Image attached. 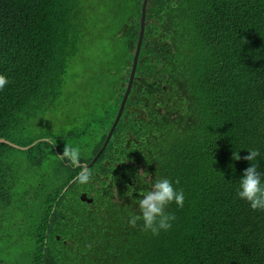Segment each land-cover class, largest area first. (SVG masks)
<instances>
[{
  "label": "trees",
  "instance_id": "obj_1",
  "mask_svg": "<svg viewBox=\"0 0 264 264\" xmlns=\"http://www.w3.org/2000/svg\"><path fill=\"white\" fill-rule=\"evenodd\" d=\"M142 6L0 0V73L10 80L0 139L23 140L0 143V264H264V210L236 196L248 149L260 150L264 173V0H148L131 93L90 182H76L81 169L59 157L79 145L90 165L102 149L127 90ZM110 38V59L98 58ZM71 62L106 69L88 81V107L68 113L59 100L72 95ZM54 123L62 131L52 145L36 133ZM140 171L145 189L166 176L185 193L159 236L129 223L139 208L124 193Z\"/></svg>",
  "mask_w": 264,
  "mask_h": 264
},
{
  "label": "clouds",
  "instance_id": "obj_2",
  "mask_svg": "<svg viewBox=\"0 0 264 264\" xmlns=\"http://www.w3.org/2000/svg\"><path fill=\"white\" fill-rule=\"evenodd\" d=\"M10 80L8 76L0 73V91L8 86ZM46 139L52 145L56 144L54 133L47 135ZM249 153L244 157L250 163V166L245 169L242 177L238 181L236 196L246 201L252 210H264V173L259 170L258 158H261L259 149H248ZM65 160L71 167L80 168V172L75 177V181L81 185L90 182L92 173L87 166L82 165V148L79 145L67 143L65 144L62 154L59 156ZM127 156L125 157V160ZM234 160H240V151L233 154ZM144 171H140L136 176V185L127 186V191L124 196L134 202L139 213H129V223L133 226L137 222H142L144 229L150 231L153 236H159L162 231H168L172 228L173 222L176 219L175 213L167 210L168 206L175 204L182 208L185 202V193L182 189H178L176 185L179 181L173 182L168 177L154 179L150 186L144 179ZM112 175V174H111ZM113 177V176H112ZM139 189V190H138ZM138 193L139 198L134 194Z\"/></svg>",
  "mask_w": 264,
  "mask_h": 264
},
{
  "label": "rangeland",
  "instance_id": "obj_3",
  "mask_svg": "<svg viewBox=\"0 0 264 264\" xmlns=\"http://www.w3.org/2000/svg\"><path fill=\"white\" fill-rule=\"evenodd\" d=\"M109 34H111V37L114 38L117 32L114 31V32H110ZM105 45L106 47L104 49H99L97 51V54H98L97 57L110 59V56L107 58L106 55L111 54L109 51L114 49V42L110 38V40ZM81 59L84 63H91V60L85 57H82ZM105 69H106L105 67H101V66L85 68L82 65H79L73 62L70 63V68L68 70L69 79L67 82L68 84L67 90L72 95L69 96L67 94H63L62 98L59 100V102H61L62 105L68 107L69 109L68 113L75 111L74 109H78L80 105L82 106V108L88 107V102H89L88 94L92 92V86L88 85V81L92 78V74L97 75L100 70H102L103 72ZM78 73H81L82 76L78 77L77 76ZM101 80H103V78H101ZM77 115H79V113H77ZM61 131L62 130H61L60 123L59 124L54 123L51 127L47 128L44 131H38L36 134H41L44 136L46 133L47 135H52L54 133L55 135L57 133H60ZM18 144H19L18 146L23 145V140L19 141ZM15 153H19V152H15ZM8 222L10 224L9 231L11 230V232L14 233L15 219L9 218ZM17 249H18L17 245H14L13 250H17Z\"/></svg>",
  "mask_w": 264,
  "mask_h": 264
},
{
  "label": "water",
  "instance_id": "obj_4",
  "mask_svg": "<svg viewBox=\"0 0 264 264\" xmlns=\"http://www.w3.org/2000/svg\"><path fill=\"white\" fill-rule=\"evenodd\" d=\"M147 2H148V0H143L141 33H140V37H139L137 48L135 50V55H134V60H133V65H132V72H131V75H130V79H129V82H128V86H127V90H126L124 99L122 101L121 107L119 109V112H118V115L116 117V120H115V122L113 124V127L110 130V132H109V134L107 136V139H106L102 149L99 151V154L97 155V157H95L93 159V161H92V163L90 165H85V166H87L88 169L95 164V162L97 161L99 155L108 146V144H109V142H110V140L112 138L114 129H115L116 125L118 124V122H119V120H120V118L122 116L123 110L125 108L127 100H128L129 95L131 93V89H132V86H133L134 77H135V73H136V69H137L138 59H139V55H140V51H141V47H142V43H143V35H144V27H145V14H146V10H147ZM0 143L9 144V145H11L13 147H18V146L14 145V144H11L10 142H8L5 139H0ZM80 199H81V201L86 202L88 204L93 202V200L88 198V196L86 194H82Z\"/></svg>",
  "mask_w": 264,
  "mask_h": 264
}]
</instances>
